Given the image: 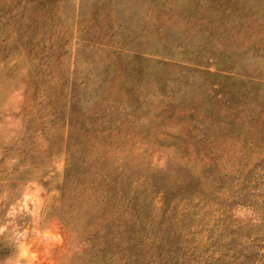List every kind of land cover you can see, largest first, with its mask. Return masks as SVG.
Here are the masks:
<instances>
[{
  "label": "rangeland",
  "instance_id": "374dc122",
  "mask_svg": "<svg viewBox=\"0 0 264 264\" xmlns=\"http://www.w3.org/2000/svg\"><path fill=\"white\" fill-rule=\"evenodd\" d=\"M4 264H264V0H0Z\"/></svg>",
  "mask_w": 264,
  "mask_h": 264
},
{
  "label": "trees",
  "instance_id": "16d2710c",
  "mask_svg": "<svg viewBox=\"0 0 264 264\" xmlns=\"http://www.w3.org/2000/svg\"><path fill=\"white\" fill-rule=\"evenodd\" d=\"M13 248V244L3 242V237H0V264H4L5 259L12 254Z\"/></svg>",
  "mask_w": 264,
  "mask_h": 264
}]
</instances>
